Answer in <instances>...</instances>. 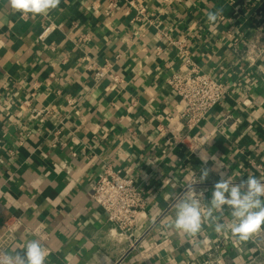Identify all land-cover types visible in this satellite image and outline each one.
<instances>
[{
  "label": "crops",
  "instance_id": "obj_1",
  "mask_svg": "<svg viewBox=\"0 0 264 264\" xmlns=\"http://www.w3.org/2000/svg\"><path fill=\"white\" fill-rule=\"evenodd\" d=\"M107 1L60 0L22 19L0 0V235L10 217L26 227L10 254L39 239L31 230L40 224L45 264H202L209 251L215 264L248 263L258 254L252 240L235 246L208 221L188 236L171 222L189 185L206 209L221 173L236 184L264 181V49L254 61L246 54L251 43L264 48V0H120L106 15ZM130 1L230 83L193 129L167 83L181 56L155 23L135 20ZM209 12L219 13L215 22ZM50 22L61 26L41 38ZM92 61L112 62L124 82L96 81ZM203 168L209 175L199 182ZM108 169L131 175L147 198L130 231L92 198ZM215 215L232 220L227 206ZM255 237L264 244V231Z\"/></svg>",
  "mask_w": 264,
  "mask_h": 264
},
{
  "label": "built area",
  "instance_id": "obj_2",
  "mask_svg": "<svg viewBox=\"0 0 264 264\" xmlns=\"http://www.w3.org/2000/svg\"><path fill=\"white\" fill-rule=\"evenodd\" d=\"M119 2L120 0H108L104 13L111 14L118 8ZM129 4L137 10L135 20L147 19L149 23H155L160 37L168 39L169 43L178 50L182 62L178 68L172 69L167 83L173 93L184 102L185 108L181 116L186 127L189 130L193 129L206 119L212 109L229 93V81L217 78L201 69L193 60L187 43L160 29L159 23L148 18L144 5L133 1H130ZM98 7L93 5L94 9ZM60 26L50 22L40 37H44L46 33ZM82 40L86 41L87 37H83ZM263 49L256 43H251L246 52L247 59L254 61L260 58ZM113 67L114 64L110 61L101 65L94 61L89 63V69L93 70V78L96 81L109 78L113 83L121 84L124 80ZM68 102L69 104L75 103L73 99H68ZM92 198L104 209L108 221L121 231H130L136 226L140 212L147 203V198L135 179L131 175L123 174L120 170L111 171L108 169L100 173L93 184ZM5 227L6 231L0 235V253H10L9 249L16 239L18 230L26 228L24 222L18 217L7 219ZM31 232L41 240V243H44L48 237L46 230L40 224L34 227ZM252 242L257 247L258 254L246 264H264V244L260 243L257 237L253 238ZM238 244L237 240L233 241V245L237 246ZM202 264H215L210 251Z\"/></svg>",
  "mask_w": 264,
  "mask_h": 264
},
{
  "label": "clouds",
  "instance_id": "obj_3",
  "mask_svg": "<svg viewBox=\"0 0 264 264\" xmlns=\"http://www.w3.org/2000/svg\"><path fill=\"white\" fill-rule=\"evenodd\" d=\"M9 6L21 14V18L46 15L56 9L60 0H8ZM219 13L209 12L207 19L215 22ZM205 163L207 161L205 160ZM209 169L203 168L199 182L209 175ZM221 178L214 186L211 199L206 209L201 207L203 192L197 194L189 185L186 197L179 198L174 204L175 217L171 227L188 236L198 234L205 221L214 224L216 233L230 232L238 242H248L264 231V181L254 176L242 179L239 184L233 183L230 177ZM231 209L232 220L220 222L216 213H222L224 207ZM46 250L39 239L28 241L22 252L0 253V264H45Z\"/></svg>",
  "mask_w": 264,
  "mask_h": 264
}]
</instances>
